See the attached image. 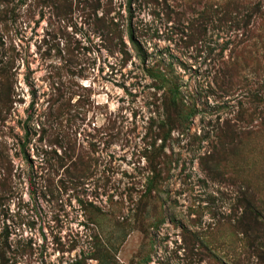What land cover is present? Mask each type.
<instances>
[{
  "label": "rangeland",
  "instance_id": "1",
  "mask_svg": "<svg viewBox=\"0 0 264 264\" xmlns=\"http://www.w3.org/2000/svg\"><path fill=\"white\" fill-rule=\"evenodd\" d=\"M0 246L264 264V0H0Z\"/></svg>",
  "mask_w": 264,
  "mask_h": 264
},
{
  "label": "trees",
  "instance_id": "2",
  "mask_svg": "<svg viewBox=\"0 0 264 264\" xmlns=\"http://www.w3.org/2000/svg\"><path fill=\"white\" fill-rule=\"evenodd\" d=\"M130 39L132 40V42H135L134 38H133V35H132V32L130 30ZM5 253L6 251L2 250V247L0 246V264H5Z\"/></svg>",
  "mask_w": 264,
  "mask_h": 264
}]
</instances>
